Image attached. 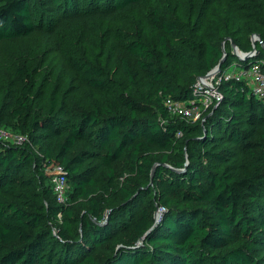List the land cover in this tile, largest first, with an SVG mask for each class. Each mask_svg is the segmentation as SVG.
Returning <instances> with one entry per match:
<instances>
[{
	"label": "trees",
	"instance_id": "16d2710c",
	"mask_svg": "<svg viewBox=\"0 0 264 264\" xmlns=\"http://www.w3.org/2000/svg\"><path fill=\"white\" fill-rule=\"evenodd\" d=\"M140 1L87 0L80 8L76 0H0V42L34 33L43 5L62 17L51 33L42 31L49 38L64 25L90 27ZM250 3L249 17L231 18L230 7L208 24L200 13L155 11L156 38L138 34L124 45L136 67L125 56L117 66L111 51L71 56L80 87L95 93L90 104L55 97L44 106L28 68L18 70L25 83L20 95L4 99L0 126L11 106L27 139L0 140V264H264V98L232 81L221 84V99L200 120L165 104L194 98L224 53L221 69L264 59V9ZM179 32L182 50L171 43ZM253 34L261 35L257 50ZM230 39L250 55H234ZM125 153L131 177L119 187L115 162ZM56 164L70 183L65 203L47 183V168ZM158 208L162 217L146 233ZM121 229L133 235L120 243Z\"/></svg>",
	"mask_w": 264,
	"mask_h": 264
},
{
	"label": "rangeland",
	"instance_id": "374dc122",
	"mask_svg": "<svg viewBox=\"0 0 264 264\" xmlns=\"http://www.w3.org/2000/svg\"><path fill=\"white\" fill-rule=\"evenodd\" d=\"M76 1L80 8L86 6L87 0ZM250 2L251 0H141L137 7L115 13L110 19L101 18L93 21L90 27L64 25L58 33L49 38L44 36L42 31L51 33L57 28V23L62 17L57 14L54 7L43 5L38 8L34 16L39 23L34 33L0 42V106L7 96L20 95L19 88L25 80L21 79L18 70L23 67L28 68L30 79L35 81V90L38 91V98L44 106L55 97L66 100L79 99L84 104H90L95 93L84 85L80 87V82L76 79L69 61L71 56L96 58L100 51L102 55L111 51L117 66L120 67V57L125 56L136 67L135 58L125 50L124 45L138 34L150 41L156 38L161 30L153 23L155 11H159L162 17L171 12L180 15L192 13L193 17L200 13L205 24H208L210 19L227 14L230 7L235 11L234 15L228 13L231 18L234 16V19L239 21L243 16L249 17L253 13ZM256 2L258 8L264 9V0H256ZM82 13L85 16L90 15V12ZM254 35L251 36V43L253 47H257L259 38H254ZM170 37L172 45L177 50L184 48L180 32ZM201 82L210 83L212 78H203ZM10 110H12L11 106L6 108L10 118L0 126V130L8 135L4 141L14 143L16 135L22 133L17 127L19 121L13 118ZM129 165L127 153L115 162L117 186H123L125 178L131 177ZM101 172L106 179V171L102 168ZM47 183L54 185V180L48 179ZM68 187L67 199L71 201L70 183ZM148 197L149 195H145L136 206V213L132 212L135 219L138 218L137 211L147 205ZM158 211L161 209L158 208ZM107 217L109 219V215ZM131 235H133L132 229H121L117 240L121 243L128 240ZM140 242L142 243L143 240ZM107 253L103 248L97 254L103 259L108 255Z\"/></svg>",
	"mask_w": 264,
	"mask_h": 264
},
{
	"label": "built area",
	"instance_id": "2783aa9c",
	"mask_svg": "<svg viewBox=\"0 0 264 264\" xmlns=\"http://www.w3.org/2000/svg\"><path fill=\"white\" fill-rule=\"evenodd\" d=\"M254 37H256V35H254ZM244 55L245 54H241L237 57H243ZM210 78H212V82L206 84L201 82V79H203L202 77L199 79L198 87L194 91L195 97L190 100L167 98L165 104L170 112L191 121L202 119L203 114L209 109L211 104L215 100L221 99L222 93L219 88L223 82H244L249 86L254 95L259 98H264V59L253 62L248 66L242 65L236 59L228 67L221 69L220 72L212 75ZM199 88H203L204 90L200 91ZM178 135H182V132H179ZM6 136L8 135L0 130V139L4 140ZM26 139V134H18L15 137L14 143L22 144ZM47 171L54 180L53 190L58 200L62 203L67 202L69 183L63 166L56 164L48 167ZM159 212L162 213L163 210L161 209ZM61 216L62 213H59V217Z\"/></svg>",
	"mask_w": 264,
	"mask_h": 264
},
{
	"label": "water",
	"instance_id": "95a60500",
	"mask_svg": "<svg viewBox=\"0 0 264 264\" xmlns=\"http://www.w3.org/2000/svg\"><path fill=\"white\" fill-rule=\"evenodd\" d=\"M255 35H256V37H254V38H259V41L262 42L261 35L260 34H255ZM230 40H231V44H232V49H233V54L234 55L238 56V55H241V54H245L242 50H240V48L238 47V45L235 43V41L233 39H230ZM254 49L256 50L257 47L255 46ZM224 52H225V49H224ZM245 55L249 56L250 54H245ZM225 59H226V53H224L223 58L220 60L219 64L214 69H212L210 72H208L206 75H204L202 78H208V77H211L212 75L220 72V70L222 68V64L225 61ZM161 214L162 213H160L158 210L155 212V222H154V224L151 226V228L146 233H148L149 231L154 229V227L157 225V223L159 222V220L161 218ZM106 219L108 220V217ZM145 235L142 236L141 241L144 240ZM121 246L122 245H119V247H121Z\"/></svg>",
	"mask_w": 264,
	"mask_h": 264
}]
</instances>
